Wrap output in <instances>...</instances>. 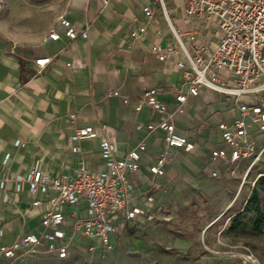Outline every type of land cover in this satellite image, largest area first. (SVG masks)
Instances as JSON below:
<instances>
[{
    "label": "crops",
    "instance_id": "crops-1",
    "mask_svg": "<svg viewBox=\"0 0 264 264\" xmlns=\"http://www.w3.org/2000/svg\"><path fill=\"white\" fill-rule=\"evenodd\" d=\"M148 1L154 17L139 37L131 34L146 22L140 0H109L106 7L100 0H48L47 10L17 19L23 32L12 39L4 30L11 25L13 17L8 15L15 4L0 0V246L41 230L43 206L33 207L32 202L55 196L54 192L34 196L25 182L17 189L15 180H23L35 163L49 176L71 173L81 160L92 173H98L104 168L98 146L102 138L114 144L115 158L140 141L145 144L138 170L128 174L132 186L128 206L140 209L141 214L124 227L176 193L199 191L211 180L242 181L247 162L239 165L236 174L228 175L209 160L212 150L226 149L218 124L230 122L236 109L230 100L205 87L188 99L183 114L172 117L176 132L192 149L168 148L164 174L159 177L149 172L165 149L164 133L158 129L147 135L136 125L157 124L161 116L148 107L137 111L134 106L144 89L156 88L158 100L172 112L175 100L169 86L180 85L183 71L176 65L179 58L159 61L152 53L153 45H173L175 40L158 5ZM185 5V0L166 2L173 28L182 34L194 32L213 49L216 33L186 17ZM59 18L67 19L79 34L85 31L87 37L66 39L57 25ZM52 27L60 36L58 40L48 38ZM41 58L50 60L39 69L35 60ZM219 75L220 81L232 84L228 73L220 70ZM123 96L129 97L127 103ZM72 113L75 118L69 120ZM101 124L106 125L104 131ZM83 127H92L96 137L70 143L69 137ZM256 140L259 147L264 144L263 136ZM72 146L79 151L73 152ZM213 170L218 171V178L210 177ZM148 196L153 198L151 204L146 202Z\"/></svg>",
    "mask_w": 264,
    "mask_h": 264
},
{
    "label": "built area",
    "instance_id": "built-area-1",
    "mask_svg": "<svg viewBox=\"0 0 264 264\" xmlns=\"http://www.w3.org/2000/svg\"><path fill=\"white\" fill-rule=\"evenodd\" d=\"M108 1L100 0L104 7ZM140 1L143 2L142 13L146 22L131 34L134 38L145 32L147 24L154 17L149 1ZM167 1L152 0L158 5L175 44L153 45L151 51L159 61L179 58L176 65L183 71V79L180 85L169 86L175 100L172 112L158 100L159 91L156 88L144 89L134 106L137 111L143 106L148 107L161 116L157 124L136 125L137 130L144 128L147 135L158 129L164 133L165 149L158 154L149 172L159 177L164 174L168 148H178L184 152L192 149L187 139L176 132L172 117L183 114L188 99L197 96L199 89L205 87L230 100L236 109L230 122L218 124L226 149L212 150L209 160L216 169H222L228 175L236 174L239 165L247 162L243 184L264 151V144L259 147L256 140L258 136L264 137V0H185L184 15L216 33V46L213 49H208L199 41L194 32L182 34L173 28L166 9ZM57 25L63 29L68 40L78 35L87 37L85 31L79 34L65 18H59ZM48 38H60L55 27L50 28ZM49 60H35V65L42 69ZM220 70L232 76V84L220 81ZM111 94L118 95L117 91ZM244 98L251 101H244ZM122 100L127 103L129 97L123 96ZM74 118V113L68 115L69 120ZM100 129L104 131L106 125L101 124ZM95 137L92 127H83L76 129L68 141L75 143ZM98 146L104 159V168L98 173H92L81 160L71 173L49 176L41 173L35 163L23 180H15L17 189L25 182L34 196L49 192H54L55 196L45 202H32L33 207L43 206L41 230L20 235L10 244L0 246V264H18L40 257L64 260L78 240L90 243L92 248L111 252L113 236L128 221L141 214L140 209H130L128 206L127 195L132 189L128 174L138 170L140 153L144 151L145 144L138 142L121 158L114 157L115 146L106 139L102 138ZM71 150L79 151L75 146ZM210 177L218 178V171H211ZM146 202L151 204L152 196H148Z\"/></svg>",
    "mask_w": 264,
    "mask_h": 264
},
{
    "label": "rangeland",
    "instance_id": "rangeland-1",
    "mask_svg": "<svg viewBox=\"0 0 264 264\" xmlns=\"http://www.w3.org/2000/svg\"><path fill=\"white\" fill-rule=\"evenodd\" d=\"M11 1L14 11L8 17L13 20L4 32L16 39L23 32L17 19L47 10L48 0ZM261 178L264 151L243 184L240 180H211L199 191L162 199L114 235L109 253L80 241L64 260L40 257L18 264H264V234L253 235L249 226L230 228L234 213L250 191L254 187L264 191L257 186Z\"/></svg>",
    "mask_w": 264,
    "mask_h": 264
},
{
    "label": "trees",
    "instance_id": "trees-1",
    "mask_svg": "<svg viewBox=\"0 0 264 264\" xmlns=\"http://www.w3.org/2000/svg\"><path fill=\"white\" fill-rule=\"evenodd\" d=\"M258 187H264V178L257 182ZM249 226L253 235L264 234V191L254 187L243 203L239 212L232 217L230 228Z\"/></svg>",
    "mask_w": 264,
    "mask_h": 264
}]
</instances>
